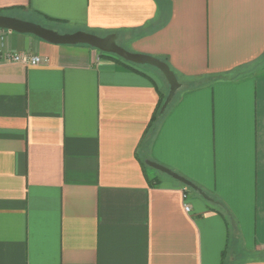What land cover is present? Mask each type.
<instances>
[{
    "label": "crops",
    "instance_id": "1",
    "mask_svg": "<svg viewBox=\"0 0 264 264\" xmlns=\"http://www.w3.org/2000/svg\"><path fill=\"white\" fill-rule=\"evenodd\" d=\"M0 14L114 32L181 83L159 113L157 67L0 29V56L48 59L0 63V264H264V0H0Z\"/></svg>",
    "mask_w": 264,
    "mask_h": 264
},
{
    "label": "water",
    "instance_id": "2",
    "mask_svg": "<svg viewBox=\"0 0 264 264\" xmlns=\"http://www.w3.org/2000/svg\"><path fill=\"white\" fill-rule=\"evenodd\" d=\"M0 29H7L21 33H31L51 43L88 44L106 53L117 55L123 58L124 60L132 62L134 64H149L157 67L164 74L165 78L167 79L170 85V90L163 103L161 112L166 109L168 104L172 101L173 97L175 96L176 91L181 87V83L176 73L165 60L153 55L128 50L127 48L118 43L117 34L114 32L108 33L106 35H99L85 30H77L74 32L63 33L35 21L26 20L16 16L5 14H0ZM147 163L150 166L163 172H166L167 174L180 180L184 184L198 190L199 193L205 198L213 200L195 183H193L186 177L178 174L177 172L173 171L172 169L153 160H147Z\"/></svg>",
    "mask_w": 264,
    "mask_h": 264
},
{
    "label": "built area",
    "instance_id": "3",
    "mask_svg": "<svg viewBox=\"0 0 264 264\" xmlns=\"http://www.w3.org/2000/svg\"><path fill=\"white\" fill-rule=\"evenodd\" d=\"M48 59L44 58L40 55H33L28 52H23V53H6L3 56H0V63L2 62H18V63H23V64H40L47 62ZM185 210L190 211L191 210V205L189 203H185Z\"/></svg>",
    "mask_w": 264,
    "mask_h": 264
},
{
    "label": "rangeland",
    "instance_id": "4",
    "mask_svg": "<svg viewBox=\"0 0 264 264\" xmlns=\"http://www.w3.org/2000/svg\"><path fill=\"white\" fill-rule=\"evenodd\" d=\"M138 65L143 66V67L154 68V66L149 65V64H138Z\"/></svg>",
    "mask_w": 264,
    "mask_h": 264
},
{
    "label": "trees",
    "instance_id": "5",
    "mask_svg": "<svg viewBox=\"0 0 264 264\" xmlns=\"http://www.w3.org/2000/svg\"><path fill=\"white\" fill-rule=\"evenodd\" d=\"M121 58V57H120ZM164 103V102H163ZM163 103H161V105H159V110L157 111V112H159L160 113V110H161V107H162V105H163Z\"/></svg>",
    "mask_w": 264,
    "mask_h": 264
}]
</instances>
